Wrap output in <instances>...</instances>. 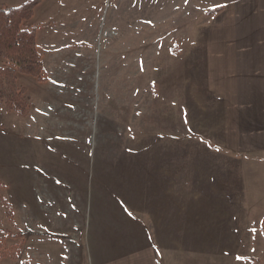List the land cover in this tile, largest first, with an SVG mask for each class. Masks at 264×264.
<instances>
[{"label":"rangeland","instance_id":"obj_1","mask_svg":"<svg viewBox=\"0 0 264 264\" xmlns=\"http://www.w3.org/2000/svg\"><path fill=\"white\" fill-rule=\"evenodd\" d=\"M31 1L34 0H13V5H0V8H16ZM59 1L64 0H58L53 7L36 8V5L21 23L22 30L34 32L36 52L41 61V65H37L40 76L22 72L4 55L5 48L0 51V84L2 78L12 77L15 85L9 86L8 91L12 94L16 91L14 102L24 101L28 107L25 114H19L12 110L7 98L0 104V264H156V259L158 264H196L198 248L184 244V229L181 231L176 221L184 220V138L192 137L194 139L188 141L195 142L201 137L198 130L203 134L204 129L208 132L211 127L202 107L212 105L209 86L213 77L212 64L207 55L197 53L203 50L204 44L207 46L205 37L198 38V35L207 36L209 31L204 28L197 31L195 27L215 9L204 13L208 4L204 3L202 8L201 0H188L187 3L185 0H125L123 3L105 0L100 26L93 23L91 45L84 31L78 32L75 39L76 36L66 33L68 30L63 32L62 28L52 27L60 24L69 27L67 15L51 14V9L58 14L66 10L67 5H59ZM89 3V0H81L74 5L82 13L89 9ZM121 9L124 24L120 23L119 29L124 31V36L117 39L111 35L117 32L112 26H120L116 14L120 15ZM112 13L116 14L108 26ZM86 46H92L91 57L82 51ZM57 48H62L61 52H55ZM89 60L93 66L87 70ZM90 77L91 87L86 85ZM51 78L69 80L61 89L68 92L77 111V119L71 123L62 119V125L71 124L70 127L82 129L91 121L93 133H101L93 135V142L96 141L93 151L98 146L95 165L103 152L100 145L108 140L106 121L98 108L97 90L106 88L104 92L110 100H113V93L117 95L116 114L119 110L121 115L120 101L124 99L126 141L132 142L134 131L135 140L138 138L140 142L142 162L143 155H151L153 162H167V174L172 180L165 185L153 184V190L170 191L172 198L152 200V204L156 209L160 205L167 206L172 228L159 231L156 237V231H121L115 229V225L92 221L90 210L91 213L96 210L100 220L101 208L90 209L89 206L87 210L80 189L72 187L84 176L79 174L83 167L75 168V173L66 164L63 171L74 175L73 182L59 186L61 175L52 172V167L45 172L42 166L47 162H89V151L84 152L83 148L71 143L47 138L43 141L26 132L12 133L10 123L18 125L17 120L33 127L36 121L33 104L36 106L34 102L45 97L37 84H46ZM3 90L0 87V91ZM57 93L62 94L61 91ZM204 97H209L206 98L209 102ZM99 105L102 107L101 101ZM109 107L112 109V104ZM104 109L107 110L106 105ZM6 112L11 122L6 120ZM70 127L66 131H70ZM133 127L137 130L132 131ZM208 133L211 137V131ZM77 136L70 135L76 140L82 135ZM148 145H152L150 150ZM70 187L73 192L65 191ZM97 201L102 205L107 202L94 199ZM147 211L155 222L156 211L151 208Z\"/></svg>","mask_w":264,"mask_h":264},{"label":"crops","instance_id":"obj_2","mask_svg":"<svg viewBox=\"0 0 264 264\" xmlns=\"http://www.w3.org/2000/svg\"><path fill=\"white\" fill-rule=\"evenodd\" d=\"M57 1L40 0L36 8L53 7ZM96 1L89 0V9L82 10V13L74 5L81 0L59 1V5H67L66 10L58 14L51 9V14L67 15L68 23H65L69 27L60 24L63 22H59V27H52L57 30L62 28L63 32L68 30L66 33L76 36L75 39L79 36L78 32L84 31V36L92 45L93 23L100 26V13L105 0ZM201 1L198 2L200 6L208 4L203 9L204 13L210 8L215 9L210 17L202 18L199 24L196 22L198 26L195 27L197 31L202 28L209 31L207 36L198 35V38L205 37L207 46L204 44L203 50L197 53L207 55L212 64L213 77L209 85L212 105L204 104L202 107L206 120L211 122L207 131H211L212 136H208L204 129L203 134L198 130L197 134L201 137L198 136L195 142L188 141L193 140L192 137L184 138V220L180 218L176 225L181 227V231L184 229V244L198 248L196 264H264V0ZM6 2L0 0V5H13V0ZM123 9L120 15L115 13L120 26H112L117 32L111 35L117 39L124 36V31L119 29L124 24ZM112 14L108 26L113 22L115 14ZM111 45L106 46V51ZM61 49L57 48L55 52ZM82 51L91 57L92 46H86ZM46 61L44 57L45 71ZM88 63L87 70L93 66L91 60ZM89 80L86 85L91 87L92 77ZM68 82L51 78L46 84H37L48 100L42 98L34 102L36 121L33 127L17 120L18 125L10 123L12 133L26 132L43 138V141L47 138L71 143L83 148L84 152L89 151V162H47L42 166L46 168L45 172L52 167V172L61 175L59 186L73 182L74 175L63 171L66 164L75 173V168L83 167L79 174L84 176L72 187L80 189L87 210L89 206L90 209L101 208L102 221L98 220L96 210L92 213L90 210L92 221L115 225V229L121 231H156V237L159 231L172 228V216H168L167 206L160 205L156 209L152 204V200L172 198L170 191L153 190V184L171 182L167 162H153L151 155H143L142 162L140 142L134 138L135 127L131 133L132 142L126 141L122 109L124 99L120 101L121 115L119 110L116 114L115 109L119 108L117 95L113 93V100H110L104 92L106 88L97 90L98 108H101L106 121L105 136L108 140L100 145L103 152L95 165L98 146L93 151L96 141L93 142L92 122L86 121V128L82 129L74 125L70 127L71 124L64 126L61 122L64 119L66 123H71V120L77 119L74 103L67 96L68 92L61 89ZM206 98L209 97H204L209 102ZM109 104H112V109ZM7 113L6 120L9 122L11 116ZM66 126L70 127V131H66ZM73 134L82 136L76 140L70 137ZM151 146L148 145V150ZM65 191L73 192L71 187ZM94 199L107 202L102 205ZM150 208L157 212L155 222L146 214ZM155 263L158 264L157 259Z\"/></svg>","mask_w":264,"mask_h":264},{"label":"trees","instance_id":"obj_3","mask_svg":"<svg viewBox=\"0 0 264 264\" xmlns=\"http://www.w3.org/2000/svg\"><path fill=\"white\" fill-rule=\"evenodd\" d=\"M37 4L38 0H34L16 8H0V51L2 52L1 49L5 48L4 55L22 72L40 76L41 70L37 69V65H41V61L36 52L34 32L21 28L22 21L30 16V11ZM14 85L12 77L11 79H1L0 87L4 90L0 91V104H2L3 98H7L13 108L12 110L19 114H25L28 108L26 103L24 101L14 102L16 91L13 94L8 91L9 86ZM8 93L11 94L8 95Z\"/></svg>","mask_w":264,"mask_h":264},{"label":"snow or ice","instance_id":"obj_4","mask_svg":"<svg viewBox=\"0 0 264 264\" xmlns=\"http://www.w3.org/2000/svg\"><path fill=\"white\" fill-rule=\"evenodd\" d=\"M188 2V0H185V3H187ZM216 6H219V5H216Z\"/></svg>","mask_w":264,"mask_h":264}]
</instances>
